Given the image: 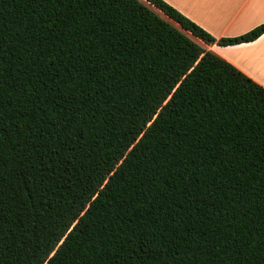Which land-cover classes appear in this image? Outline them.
<instances>
[{
    "label": "trees",
    "instance_id": "trees-1",
    "mask_svg": "<svg viewBox=\"0 0 264 264\" xmlns=\"http://www.w3.org/2000/svg\"><path fill=\"white\" fill-rule=\"evenodd\" d=\"M149 5L264 33L0 0V264H264V87Z\"/></svg>",
    "mask_w": 264,
    "mask_h": 264
},
{
    "label": "crops",
    "instance_id": "crops-1",
    "mask_svg": "<svg viewBox=\"0 0 264 264\" xmlns=\"http://www.w3.org/2000/svg\"><path fill=\"white\" fill-rule=\"evenodd\" d=\"M215 39L236 37L264 22V0H164ZM194 40L264 87V33L253 41L221 46Z\"/></svg>",
    "mask_w": 264,
    "mask_h": 264
},
{
    "label": "rangeland",
    "instance_id": "rangeland-1",
    "mask_svg": "<svg viewBox=\"0 0 264 264\" xmlns=\"http://www.w3.org/2000/svg\"><path fill=\"white\" fill-rule=\"evenodd\" d=\"M144 1V0H142ZM146 3V2H145ZM147 4V3H146ZM148 5V4H147ZM149 7L151 9H153L155 12H157L161 17H163L164 19H166L167 21H169L170 23H172L175 27H177L178 29H180L183 33H185L188 37H192L194 39V36L192 34H190V32L182 29L181 27H179V25L175 22H173L172 20H170L168 17H166L161 11H159L158 9H156L154 6L149 5ZM196 38V37H195Z\"/></svg>",
    "mask_w": 264,
    "mask_h": 264
}]
</instances>
